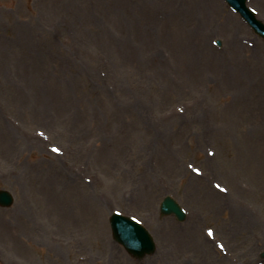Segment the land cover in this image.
Masks as SVG:
<instances>
[{
    "label": "rangeland",
    "instance_id": "374dc122",
    "mask_svg": "<svg viewBox=\"0 0 264 264\" xmlns=\"http://www.w3.org/2000/svg\"><path fill=\"white\" fill-rule=\"evenodd\" d=\"M2 189L0 264H264V39L224 0H0Z\"/></svg>",
    "mask_w": 264,
    "mask_h": 264
},
{
    "label": "water",
    "instance_id": "95a60500",
    "mask_svg": "<svg viewBox=\"0 0 264 264\" xmlns=\"http://www.w3.org/2000/svg\"><path fill=\"white\" fill-rule=\"evenodd\" d=\"M231 5L237 9L243 17L254 27L255 32L264 38V25L259 22L255 15L246 7L245 0H228ZM13 204V198L6 191H0V205L9 207ZM162 215L175 214L179 221L186 219V213L180 205L171 197H167L161 206ZM113 235L116 241L122 243L126 250L137 258H143L146 255L155 252V242L149 232L134 220L114 214L111 218ZM264 257V253H263Z\"/></svg>",
    "mask_w": 264,
    "mask_h": 264
},
{
    "label": "bare ground",
    "instance_id": "6f19581e",
    "mask_svg": "<svg viewBox=\"0 0 264 264\" xmlns=\"http://www.w3.org/2000/svg\"><path fill=\"white\" fill-rule=\"evenodd\" d=\"M52 202H55V201H48L47 206L51 208V206H52ZM50 203H51V204H50ZM246 215H247L246 213H245V214L243 213L242 215L239 216V215H237V214L234 215V213H233V214H232V216H233L232 219H234V220H236L237 222H239L238 220H239V217H240V219H241V220L243 219L244 221L242 220L243 222H239V223H241L242 225L248 226V224H250L251 222H248V220L246 219V217H247ZM5 225H6V229H9L11 224H8L7 221H6V222H5ZM15 248H16V247H15ZM15 248H14V249H15ZM15 251H17V250L15 249Z\"/></svg>",
    "mask_w": 264,
    "mask_h": 264
}]
</instances>
